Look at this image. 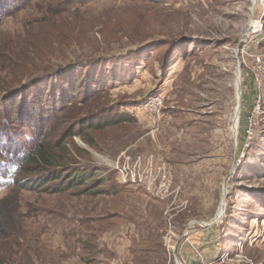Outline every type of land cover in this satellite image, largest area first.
<instances>
[{"label":"rangeland","instance_id":"374dc122","mask_svg":"<svg viewBox=\"0 0 264 264\" xmlns=\"http://www.w3.org/2000/svg\"><path fill=\"white\" fill-rule=\"evenodd\" d=\"M10 3L0 75L93 175L2 190L0 264H264V0Z\"/></svg>","mask_w":264,"mask_h":264},{"label":"trees","instance_id":"16d2710c","mask_svg":"<svg viewBox=\"0 0 264 264\" xmlns=\"http://www.w3.org/2000/svg\"><path fill=\"white\" fill-rule=\"evenodd\" d=\"M17 1L0 0V11L6 9L9 2ZM8 52L5 47L0 46V67H8L9 64L24 67L9 59ZM9 76H11L10 80L7 79ZM8 77L0 75V102L7 103L0 110V192L14 186L17 189H27V183L31 180L23 181L25 179L22 177L23 173L34 175L39 174L40 171H45L46 174L36 176L34 186L30 187L56 183L53 191L58 192L65 188L84 185L85 180L90 178L93 172L86 170L81 172L78 168H74L75 162L71 159L70 148L67 142L63 144L64 140L73 133L83 135L82 130L76 132L73 128L72 130L67 128L64 132L67 135L64 140L58 139L52 142L53 135L46 132L48 125L42 124L44 121L42 107L49 106L50 104H45V101L50 103L52 100H45L43 106L41 98L35 97L29 100L30 103L23 100L18 102L17 99L22 98L23 92H16L15 88L10 89L11 80L13 82L17 78L13 72H10ZM12 95H17V98L11 99L10 102ZM29 123L35 126L34 136L24 143L18 139L17 130L20 125ZM61 151L65 154H60ZM83 153L87 154V151L83 150Z\"/></svg>","mask_w":264,"mask_h":264},{"label":"bare ground","instance_id":"6f19581e","mask_svg":"<svg viewBox=\"0 0 264 264\" xmlns=\"http://www.w3.org/2000/svg\"><path fill=\"white\" fill-rule=\"evenodd\" d=\"M260 1H262V0H253V4H256L257 2H260ZM250 24H251V22H249L248 27H250ZM240 76H241L240 70L237 68L236 69V81H235L236 99H237L235 126L237 125V119H238V116H239V103H240V94H241V92H240V78L241 77ZM223 212H224V203L221 202V204L219 205L218 210H217V212H216V214H215V216L213 218V221L218 220L221 217V215L223 214ZM204 223L205 222H202V224H204ZM194 224L197 225V221L193 220V221L189 222L188 226L194 225ZM204 225H206V224H204ZM198 239L199 238H197V240ZM188 245L193 250H197V246H198L197 242H189ZM173 247H175V243H174V245L171 246L172 249H173ZM178 263L182 264L180 260H176V264H178Z\"/></svg>","mask_w":264,"mask_h":264},{"label":"crops","instance_id":"0c3cea01","mask_svg":"<svg viewBox=\"0 0 264 264\" xmlns=\"http://www.w3.org/2000/svg\"><path fill=\"white\" fill-rule=\"evenodd\" d=\"M210 233H211V228H208L201 234V237H200L199 241L197 242L198 243V246H197V252L198 253L196 251H193V250H188L187 248H183L182 251H191V252H194L195 254H199V250L201 248H203V246L206 244V242L210 238ZM184 246L186 247L187 244H185ZM200 252L201 253L203 252V255L204 256L206 255L205 258L208 259V255H207V253L205 254L203 249H201ZM213 257H215V255Z\"/></svg>","mask_w":264,"mask_h":264},{"label":"built area","instance_id":"2783aa9c","mask_svg":"<svg viewBox=\"0 0 264 264\" xmlns=\"http://www.w3.org/2000/svg\"><path fill=\"white\" fill-rule=\"evenodd\" d=\"M258 81V83L260 84L261 82H260V80H257ZM158 99L159 98H157V99H152V105H155L156 103H157V101H158ZM263 239H264V233L262 234V236H261ZM167 242V239H165V243ZM176 247V246H175ZM175 247L172 249L171 248V250L174 252L175 251ZM174 258H175V263H176V260H180V259H178L175 255H174ZM181 261V260H180ZM181 263H182V261H181ZM183 264V263H182Z\"/></svg>","mask_w":264,"mask_h":264},{"label":"water","instance_id":"95a60500","mask_svg":"<svg viewBox=\"0 0 264 264\" xmlns=\"http://www.w3.org/2000/svg\"><path fill=\"white\" fill-rule=\"evenodd\" d=\"M238 69H239V65H238V67H237ZM215 216V215H214ZM214 218V217H213Z\"/></svg>","mask_w":264,"mask_h":264}]
</instances>
